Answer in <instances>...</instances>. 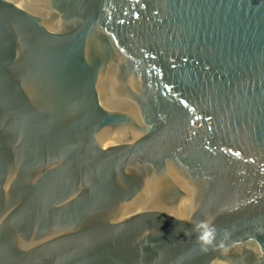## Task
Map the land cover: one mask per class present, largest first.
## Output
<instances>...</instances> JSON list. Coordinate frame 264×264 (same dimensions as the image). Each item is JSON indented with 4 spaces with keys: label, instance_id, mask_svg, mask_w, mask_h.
<instances>
[{
    "label": "water",
    "instance_id": "95a60500",
    "mask_svg": "<svg viewBox=\"0 0 264 264\" xmlns=\"http://www.w3.org/2000/svg\"><path fill=\"white\" fill-rule=\"evenodd\" d=\"M0 264H264V0H0Z\"/></svg>",
    "mask_w": 264,
    "mask_h": 264
},
{
    "label": "clouds",
    "instance_id": "9594fccd",
    "mask_svg": "<svg viewBox=\"0 0 264 264\" xmlns=\"http://www.w3.org/2000/svg\"><path fill=\"white\" fill-rule=\"evenodd\" d=\"M194 230L197 233V242L202 250L207 251L210 246L215 244L217 229L213 224L208 221H200L194 224Z\"/></svg>",
    "mask_w": 264,
    "mask_h": 264
}]
</instances>
